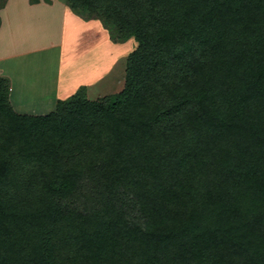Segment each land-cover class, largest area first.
Instances as JSON below:
<instances>
[{
	"label": "trees",
	"instance_id": "1",
	"mask_svg": "<svg viewBox=\"0 0 264 264\" xmlns=\"http://www.w3.org/2000/svg\"><path fill=\"white\" fill-rule=\"evenodd\" d=\"M65 3L137 46L45 115L0 77V264H264V0Z\"/></svg>",
	"mask_w": 264,
	"mask_h": 264
},
{
	"label": "crops",
	"instance_id": "2",
	"mask_svg": "<svg viewBox=\"0 0 264 264\" xmlns=\"http://www.w3.org/2000/svg\"><path fill=\"white\" fill-rule=\"evenodd\" d=\"M11 4L17 10L14 8L16 11L7 12ZM41 15H44V18H41ZM0 16V77L9 81V101L16 113L45 115L47 112L38 114L35 113L36 110H30L29 107L48 104L47 109L52 108L48 111L49 113L55 109L58 100L67 99L81 86L85 87L87 96L90 98L89 92H93L104 84L105 76L111 70L104 68L103 62L101 63L97 58L98 53L102 51L105 37L111 47L115 45L118 49L120 44L111 41L109 34L99 21L85 20L74 14L67 7L65 0H39L35 3H31L30 0H8L6 6L0 11ZM51 18H58L64 23L60 24L58 39L55 37L56 40L49 43L48 40L51 38L47 29L49 24L52 25V22L48 23ZM84 32L92 35L94 41L99 39L101 43L99 49L97 43L96 47L91 46L95 49L88 50L89 56H86L85 50L82 51L84 52L82 58L87 57L83 60V62L87 61L82 67L84 71L72 69L69 77L64 63H62L63 67L59 65L56 70L57 66L47 62L50 60L46 53L48 49L50 50L56 44L64 48L69 41L72 48L77 47L79 34ZM38 53L42 56H38ZM62 59L65 61V58ZM79 62L78 60H73L72 63L71 60L68 61L69 64L76 66L81 64ZM73 70L77 72L74 73ZM64 72H67L66 75ZM51 82L53 86L49 85ZM100 96V94L97 95V97Z\"/></svg>",
	"mask_w": 264,
	"mask_h": 264
},
{
	"label": "rangeland",
	"instance_id": "3",
	"mask_svg": "<svg viewBox=\"0 0 264 264\" xmlns=\"http://www.w3.org/2000/svg\"><path fill=\"white\" fill-rule=\"evenodd\" d=\"M7 1L8 0H0V11L6 6ZM37 1H39V0H37ZM30 2L31 3H35V2H32V0H30ZM14 8H15L14 5L11 4L9 6V10L7 12H12L13 10L16 9V8L15 9ZM23 14H24V12L22 11V15ZM43 16L44 15H41L40 17L44 18ZM90 20H96V19H90ZM48 21H49L48 23L52 22V25L49 24L48 25V29H47L48 30V34H50L49 37L51 38L50 40H48V42L49 41L50 42H54L56 40V38L58 39V37L60 35L59 27H60V24L62 25L64 23V21L59 20L58 18H55V19L51 18ZM96 21H98V20H96ZM0 22H1V16H0ZM104 29L108 33V30L106 28H104ZM104 36H106V35H104ZM94 40L95 39H94V37L92 35H90L89 33L84 32V33H80L79 34V42H78L79 44H78L77 47H73L72 48L70 46V41L68 42L67 46L64 47V48H62L60 46H57V44H56L55 46H52V48L50 50L49 49L47 50L46 53L48 54V57L50 59L47 62H51L49 64L55 65V67L57 66L56 70H57L59 65H60V67H63L62 63H64L66 65L65 66V71H67L69 73V77H70L71 74H72L70 72V70L78 69V70L82 71L83 70L82 67L87 62V61L83 62L84 58H87V57H83L82 58V56L84 55V52L82 53V51L85 50L86 56H89L90 54H89L88 50L95 49L96 43H97L98 49H99V46L101 45L99 39L97 41H94ZM40 42H41V40H40ZM91 46H95V47L91 48ZM136 46H137V43L135 42V40L133 38H129L128 40L120 43L119 48L117 49V47L115 45H113V47H111V45H109L107 43V40H106V37H105L104 42L102 44V51L100 50V52L98 53L97 58L99 59V61L101 63L103 62L105 69L109 68L111 71H109L108 75L105 76L104 84H102V86L100 88L94 90L93 92H89L90 93L89 97L91 99L98 98L97 95H99V94L101 95L100 97L112 96V95H114V94H116V93H118V92H120L122 90V87H123V76H124V71L123 70L125 68V59H126L127 55L129 53H131L136 48ZM38 51H40V50H38ZM38 54H37L38 56H42L41 53H38ZM100 54H101V56H100ZM48 57H47V59H48ZM62 58H65V61ZM91 58L93 59V57H89V59H91ZM69 60H71V63H72L73 60L74 61L78 60V61L81 62V64L79 66H76L75 64L73 65L71 63L69 64L68 63ZM67 72H64V74L67 73ZM75 72H77V71H74V73ZM115 83H116V86L113 87V85ZM49 85L53 86L52 82ZM81 87H83V86H81ZM47 105L46 106L42 105V104L41 105H36V106L33 105L34 107L33 106L29 107V109L33 110V111L36 110L35 113L44 114L46 112L48 113V111H50L52 109V108H48L47 109V107H48Z\"/></svg>",
	"mask_w": 264,
	"mask_h": 264
}]
</instances>
